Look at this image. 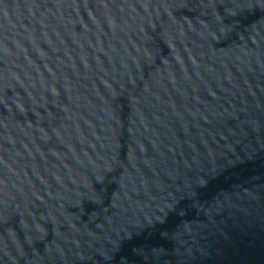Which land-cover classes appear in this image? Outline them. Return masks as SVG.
I'll use <instances>...</instances> for the list:
<instances>
[{
    "label": "water",
    "instance_id": "water-1",
    "mask_svg": "<svg viewBox=\"0 0 264 264\" xmlns=\"http://www.w3.org/2000/svg\"><path fill=\"white\" fill-rule=\"evenodd\" d=\"M0 264H264V0H0Z\"/></svg>",
    "mask_w": 264,
    "mask_h": 264
}]
</instances>
